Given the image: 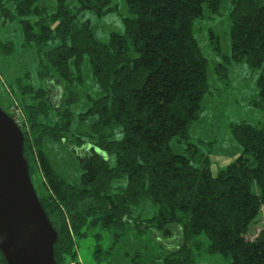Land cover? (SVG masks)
Returning a JSON list of instances; mask_svg holds the SVG:
<instances>
[{
  "label": "trees",
  "instance_id": "1",
  "mask_svg": "<svg viewBox=\"0 0 264 264\" xmlns=\"http://www.w3.org/2000/svg\"><path fill=\"white\" fill-rule=\"evenodd\" d=\"M76 1L79 12L92 11L99 17L115 8L112 0ZM124 1L134 17L123 19L124 35L112 34L109 44H102L89 22L76 23L69 0H57L54 14L35 6L37 0H0V18L8 23L20 18L25 44L37 50L41 78L50 80L52 69L66 84L65 90L72 89L76 81H82L88 58L102 92L80 114L81 121L94 120L88 134L92 141L77 147L83 165L80 186L60 176L44 147L47 139L68 143L65 136L72 129V111H59L60 120L54 126L43 125L40 111L47 110L48 120L54 111L48 92L37 91L33 101L39 100L38 105L20 102L32 181L35 164L43 174L47 196H41L33 184L59 234L57 263H77V240L92 234L97 264H144L141 248L130 250L125 242L129 233L134 231L142 238L153 225L156 230L167 228L164 232L168 234L170 225H178L183 245L174 253L176 258L164 264H198L203 257L223 259L226 264H264V230L255 239H247L264 205V127L232 124V137L242 153L216 175L210 158L189 143L190 127L199 119L209 92V62L194 37L193 24L203 18L205 6L218 13L221 0ZM263 2L234 1L231 56L225 57L228 64L246 62L252 70H261L260 101L256 102L261 108ZM32 15L38 17L34 23L26 19ZM14 53L11 42H0L1 57ZM216 71L227 77L225 65H218ZM113 127L120 128L122 139H113L109 133ZM175 138L186 142V155L172 150L170 143ZM113 156L114 167L110 165ZM123 178H127L126 187L111 194L112 184ZM254 184L259 188L257 194L252 191ZM145 199L158 207V213L150 219H135L133 209ZM104 233L110 235L106 248L101 244ZM0 264H7L1 253Z\"/></svg>",
  "mask_w": 264,
  "mask_h": 264
},
{
  "label": "rangeland",
  "instance_id": "2",
  "mask_svg": "<svg viewBox=\"0 0 264 264\" xmlns=\"http://www.w3.org/2000/svg\"><path fill=\"white\" fill-rule=\"evenodd\" d=\"M234 1L221 0L219 11L216 14L205 6L203 18L197 19L193 24L194 37L202 54L209 62V92L203 99V111L199 119L190 127L189 143L198 146L200 153L211 159V170L215 175L242 153L241 146L232 137V124L247 122L259 128L264 127V105L262 108L256 105V102L260 101L257 83L262 74L261 70H252L246 62L228 64L225 61V57L231 56L232 22L230 16ZM112 5L115 7L114 12L99 17L92 11L79 12V4L76 0L68 2L71 12L76 14V23L80 25L89 22L95 39L102 44H109L112 34L124 35L123 19L134 17L124 0H112ZM35 6L45 8L48 14H54L58 9L57 0H37ZM9 7L13 10L15 4ZM26 19L34 23L38 17L32 15ZM19 20L20 18L8 23L0 18V42H11L15 47L13 55L0 56V103L7 113L13 105L22 107L21 101L30 105H38L40 101L33 100L37 91L43 89L48 92L47 100L49 99L54 111L50 113L51 119L48 120L45 117L47 110H41L39 122L43 125L47 122L48 125L54 126L60 120L59 111L64 112L66 109L72 111V129L65 136L68 143L47 139L44 147L60 176L69 184L80 186L83 165L77 147L82 146L84 142L92 141L88 134L94 122V120L93 122L91 120L81 121L80 114L87 112L92 106L91 99H99L102 92L92 77L88 58L83 65L82 81H76L72 89L66 88L65 90L66 84L52 69H50L52 76L50 80L45 81L41 78L38 74L39 55L33 46L25 44L22 24ZM218 65L226 66V78L217 73ZM26 128L29 129L30 126L26 125ZM109 133H112L113 139L116 140L123 137L120 128L113 127ZM170 145L176 154L186 155V142H178V138H175ZM110 165L115 166L114 156L110 160ZM42 175L38 173L37 166L33 164V182L36 189L41 196H47ZM127 182V178L115 181L111 186V194L122 191ZM252 191L255 194L258 193L259 188L256 184L253 185ZM157 213L158 207L149 199H145L133 209L134 218L139 220L150 219ZM150 227L142 238H138L134 231L129 233L125 241L128 242L129 249L139 250L141 248L139 251L143 254L144 264H164L165 260L175 259L174 253L178 252V248L183 245L180 227L178 225L166 226L170 231L168 234L164 232L167 228L156 230L153 225ZM262 230H264V205L260 209L258 218L252 223L247 239H255ZM109 236V233H104V240L101 243L104 248L109 245ZM125 242L123 241L121 246ZM76 245L77 263L67 262L65 264H97L94 254L96 239L92 234L78 239ZM122 254L120 253V256ZM198 264H226V261L203 257Z\"/></svg>",
  "mask_w": 264,
  "mask_h": 264
},
{
  "label": "water",
  "instance_id": "3",
  "mask_svg": "<svg viewBox=\"0 0 264 264\" xmlns=\"http://www.w3.org/2000/svg\"><path fill=\"white\" fill-rule=\"evenodd\" d=\"M58 237L32 181L24 133L0 104V253L7 264H58Z\"/></svg>",
  "mask_w": 264,
  "mask_h": 264
},
{
  "label": "built area",
  "instance_id": "4",
  "mask_svg": "<svg viewBox=\"0 0 264 264\" xmlns=\"http://www.w3.org/2000/svg\"><path fill=\"white\" fill-rule=\"evenodd\" d=\"M8 112H9L8 114L13 118V120L16 122V124L20 128L25 127V123H26L25 115L19 106L17 105L11 106ZM69 264H72V263H69Z\"/></svg>",
  "mask_w": 264,
  "mask_h": 264
},
{
  "label": "crops",
  "instance_id": "5",
  "mask_svg": "<svg viewBox=\"0 0 264 264\" xmlns=\"http://www.w3.org/2000/svg\"><path fill=\"white\" fill-rule=\"evenodd\" d=\"M239 156H240V155H239ZM239 156H238V157H239ZM238 157H237V158H238ZM237 158H236V159H237ZM210 161H211V159H210ZM211 163H212V161H211ZM229 165H230V164H228L227 166H229ZM220 171H221V170H220ZM218 172H219V171H218Z\"/></svg>",
  "mask_w": 264,
  "mask_h": 264
}]
</instances>
